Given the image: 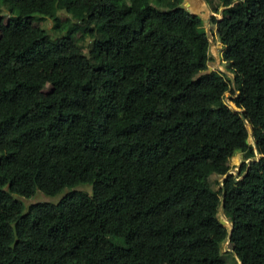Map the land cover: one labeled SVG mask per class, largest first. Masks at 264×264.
<instances>
[{
  "label": "trees",
  "instance_id": "16d2710c",
  "mask_svg": "<svg viewBox=\"0 0 264 264\" xmlns=\"http://www.w3.org/2000/svg\"><path fill=\"white\" fill-rule=\"evenodd\" d=\"M206 1L234 81L182 0H0V264H239L223 194L230 247L264 264V0ZM86 38L90 77L47 103L41 67Z\"/></svg>",
  "mask_w": 264,
  "mask_h": 264
},
{
  "label": "rangeland",
  "instance_id": "374dc122",
  "mask_svg": "<svg viewBox=\"0 0 264 264\" xmlns=\"http://www.w3.org/2000/svg\"><path fill=\"white\" fill-rule=\"evenodd\" d=\"M86 2H91V0H84ZM223 7L219 8V13H215L217 21L214 24L210 23V17L214 15V12L207 11L208 14L198 12L200 17L205 19L204 27H208L209 31L212 33L213 41L209 46V52L213 57V60L208 62V66L211 69H217L221 71H226V63L222 59L223 46L218 39V32L226 26V22L222 18L221 10ZM211 13V14H210ZM213 13V14H212ZM27 25L29 27L40 26L44 28H51V22L49 20L45 21H28ZM91 42L88 38L85 40H76L73 45L64 53L63 60L59 64H44L40 69V74L44 81L43 93L45 95L47 103H56L58 93L62 89H67L70 91H79L78 81L80 78L88 79L91 74V66L89 64L88 58L94 54L89 48L88 43ZM103 69L107 74H117L119 71V65L117 58L112 54L102 55ZM236 95V93H235ZM230 92H226L224 96V101L234 107L232 99L235 97ZM248 141L252 143V138L249 135ZM242 154L236 153L230 159L231 170H238V165L241 161ZM238 175V171L233 173ZM79 189H85V186H80ZM63 192V191H62ZM57 196H45L38 193L36 196L30 199H23L25 204L32 203L38 200H51L56 201L61 196V193ZM218 217L222 218L221 209L217 212ZM227 246L230 247V244Z\"/></svg>",
  "mask_w": 264,
  "mask_h": 264
},
{
  "label": "water",
  "instance_id": "95a60500",
  "mask_svg": "<svg viewBox=\"0 0 264 264\" xmlns=\"http://www.w3.org/2000/svg\"><path fill=\"white\" fill-rule=\"evenodd\" d=\"M180 7L185 8L187 12L192 13L188 8L185 7V5L183 4V2L180 4ZM194 14L200 16L198 13H194ZM202 19H203V18H202ZM203 22H204V24H205V19H203ZM205 30H206V33H207V35H208L209 45H210V44L212 43V41H213L212 33L209 31V28L206 27V26H205ZM220 43H221V42H220ZM221 44H222V43H221ZM208 70H212V69L208 66ZM219 71H221V70H219ZM225 74H226L227 76H229V77L231 78L232 81H234V77H233V75H232L231 73H225ZM237 95H238V91L236 92L235 97H236ZM227 105H228V104H227ZM228 106L231 107L232 109L237 110L238 112L241 113V117L243 118V121H244L246 127L248 126L247 129H248L249 135H250L251 138H252V144H253V146L256 148V140L254 139V135H253V127L250 125V123L248 122V120L245 118V116H244V114H243V110H241V109H237V108L235 107V105H234V107H233V106H230V105H228ZM248 142H249V141H248ZM256 156H257V159H258V158H259V154H258L257 151H256ZM247 162H250V160H247ZM237 171H238V170H235V169H234V170L229 169V170L226 172V174H224V175L221 177L220 182H219V186H220V187H223V185H222V181H223V179H224L229 173H236ZM243 175H244V174H242L239 178H236V180H238V179H240L241 177H243ZM235 176H237V175H235ZM220 209H221L222 214H224V216L227 218V221H225L223 218L220 217V218H219V222H220L222 225L227 226V227L230 228L229 236L227 237V240L225 241V243H224V245H223V250H226V251H230V252H232V253L234 254V256H236V258H237L239 264H242L241 260L237 257L235 251H234L231 247L227 246V243L231 244V237H230V234H231V231H232V229H233V224H232V222L228 219V217L225 215V208H224V194H223V197H222V204H221Z\"/></svg>",
  "mask_w": 264,
  "mask_h": 264
},
{
  "label": "crops",
  "instance_id": "0c3cea01",
  "mask_svg": "<svg viewBox=\"0 0 264 264\" xmlns=\"http://www.w3.org/2000/svg\"><path fill=\"white\" fill-rule=\"evenodd\" d=\"M182 2L185 5V7L188 8L193 14L198 13V12H202V14L203 13L208 14L207 11L209 12V10L212 12L206 0H182ZM86 3H89V2H86Z\"/></svg>",
  "mask_w": 264,
  "mask_h": 264
},
{
  "label": "bare ground",
  "instance_id": "6f19581e",
  "mask_svg": "<svg viewBox=\"0 0 264 264\" xmlns=\"http://www.w3.org/2000/svg\"><path fill=\"white\" fill-rule=\"evenodd\" d=\"M248 127V126H247ZM221 215H222V218L225 220V221H227V218L224 216V214H222V212H221ZM229 243H227V245H228Z\"/></svg>",
  "mask_w": 264,
  "mask_h": 264
},
{
  "label": "clouds",
  "instance_id": "9594fccd",
  "mask_svg": "<svg viewBox=\"0 0 264 264\" xmlns=\"http://www.w3.org/2000/svg\"><path fill=\"white\" fill-rule=\"evenodd\" d=\"M210 7V6H209ZM211 9V8H210ZM213 12V11H212ZM213 14V13H212ZM214 15H215V13H214Z\"/></svg>",
  "mask_w": 264,
  "mask_h": 264
}]
</instances>
